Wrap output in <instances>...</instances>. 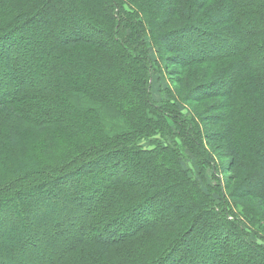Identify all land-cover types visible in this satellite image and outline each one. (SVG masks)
<instances>
[{
    "label": "trees",
    "instance_id": "1",
    "mask_svg": "<svg viewBox=\"0 0 264 264\" xmlns=\"http://www.w3.org/2000/svg\"><path fill=\"white\" fill-rule=\"evenodd\" d=\"M0 264H264V0H0Z\"/></svg>",
    "mask_w": 264,
    "mask_h": 264
},
{
    "label": "rangeland",
    "instance_id": "2",
    "mask_svg": "<svg viewBox=\"0 0 264 264\" xmlns=\"http://www.w3.org/2000/svg\"><path fill=\"white\" fill-rule=\"evenodd\" d=\"M171 28V27H170ZM169 28V29H170ZM149 42V41H148ZM148 50H149V56H150V58L152 59V60H155L156 59V53H155V49L151 46V47H149L148 48ZM169 54L168 53H165V56H168ZM202 69H204V68H202ZM201 69V70H202ZM174 72H176V73H181V75L180 76H178V77H175L174 78V80L176 79V78H178V79H182L183 81H186V80H184V79H186V75L188 76V73H189V70H187V71H184L183 72V70H182V68L181 67H174L173 69H172ZM173 73V72H172ZM151 80H150V83H151V85H152V94H153V96H154V98L156 99V100H158V101H161L162 100V96H163V94H162V90H164V89H166V85H167V83L163 80V79H161L160 77H159V75H157V74H155V73H152L151 74ZM190 88H192V86L190 87L189 86V90H191ZM188 89V88H187ZM217 103V101L216 100H211V101H207V102H204V103H201L200 104V106L199 107H194L200 114L202 113V110H204V111H208V110H210V108L213 106V105H215ZM185 113V112H184ZM207 114V113H206ZM205 114V115H206ZM209 114V113H208ZM209 115H212V113H210ZM187 116V113H185V117ZM213 145H211L210 147L213 149L214 147L216 148V146L214 145L213 147H212ZM215 148L213 149V151H215ZM184 154L186 155V158L184 159V165L187 167V166H191V162H192V160L190 159L191 157H190V155H188L187 154V152L186 151H184ZM215 155H217V153H215ZM224 163V164H227L228 163V161L227 160H218V164L219 163ZM212 169H210V168H208L207 169V179H208V182L211 184V185H217V181L212 177ZM219 176H220V174H219ZM222 176H223V178H225V180H226V177H227V175H225V174H223L222 173ZM53 204V203H52ZM57 208V207H56ZM57 210V212L58 213H64V212H62L63 210H62V208L60 207V206H58V209H56ZM55 217H56V215H55ZM57 218V217H56ZM55 218V220H57ZM39 226H41L42 227V229H45L44 227L45 226H43L42 224H39ZM15 232H17V233H21V231L19 232V231H17V230H15ZM17 240V242H15V244H14V247H15V250L18 248V245L20 244V245H22V237L20 238V237H18V239H16ZM45 247L46 246H48L47 245V243H45V245H44ZM228 249L230 248V247H227Z\"/></svg>",
    "mask_w": 264,
    "mask_h": 264
}]
</instances>
